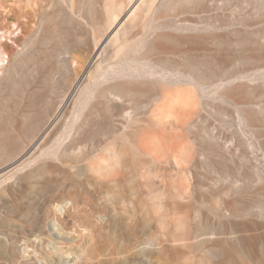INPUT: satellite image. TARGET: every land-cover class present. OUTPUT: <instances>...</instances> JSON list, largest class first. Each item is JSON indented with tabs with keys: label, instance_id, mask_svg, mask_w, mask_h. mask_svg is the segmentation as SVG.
<instances>
[{
	"label": "rangeland",
	"instance_id": "obj_1",
	"mask_svg": "<svg viewBox=\"0 0 264 264\" xmlns=\"http://www.w3.org/2000/svg\"><path fill=\"white\" fill-rule=\"evenodd\" d=\"M173 213L202 264H264V0H0V264H161L154 233L176 264Z\"/></svg>",
	"mask_w": 264,
	"mask_h": 264
},
{
	"label": "clouds",
	"instance_id": "obj_2",
	"mask_svg": "<svg viewBox=\"0 0 264 264\" xmlns=\"http://www.w3.org/2000/svg\"><path fill=\"white\" fill-rule=\"evenodd\" d=\"M170 101L171 106L174 110V118L179 121L183 118L184 113L187 111L190 100L182 94H171L167 93L163 99L158 103L157 108L162 105L168 104ZM115 158V154H114ZM160 201L167 199L166 196L161 195L158 197ZM170 221L171 226L174 228L175 238L172 241L173 247H179L183 250V254L177 259L176 264H202L199 260L197 252L190 246L189 241L185 237L184 218L177 213H173L171 217L165 218L162 222L168 223ZM161 233H154L151 236V244L148 246L147 251L152 252L161 258V264H169L164 245L161 242Z\"/></svg>",
	"mask_w": 264,
	"mask_h": 264
},
{
	"label": "bare ground",
	"instance_id": "obj_3",
	"mask_svg": "<svg viewBox=\"0 0 264 264\" xmlns=\"http://www.w3.org/2000/svg\"><path fill=\"white\" fill-rule=\"evenodd\" d=\"M100 68H101V66H100ZM104 74H108L107 70L104 71ZM101 75H103V74H101ZM101 75L100 76H95L93 78V80L95 81V79H98L99 77H101ZM121 77H122L121 78L122 82L120 84L122 86H124L125 88L122 87L121 94H118V95H113L112 94V97H118L120 99H123L124 94L127 93L126 88H127V83H129V80H127L128 79L127 76H121ZM155 79L157 81L163 82L164 84H167L168 87L165 88L164 90H161L160 96L155 99L153 108L151 110V115H150V118L152 119V121L156 122L158 125H162V123L164 122L163 119L168 117V116H170V115H172L170 110L173 109V108L171 106L170 101H169L168 104L162 105L160 108H157L158 103L163 99V97L167 93H171L173 95L179 93V94H182L185 97L189 98L190 104H189V107H188V109H187V111L185 113L188 114V113L192 112V107H193V104H194V97H193L192 94H189L187 92V88L178 87L181 84V82L183 81L182 80L183 78L181 76H176V75H173V74H161V75H157V77ZM226 85H227L226 83H222L220 87L222 88V87H225ZM160 110H166V112L163 115L160 116L159 115ZM172 111H174V110H172ZM176 122H178V121L177 120L166 121L165 125L166 124H175ZM49 225H50L51 231L54 234H58V235L62 234L61 233L62 229L60 227V224L57 222V220H55V219L52 220L49 223ZM51 243L52 244H50L48 246V248L50 249V251L52 253H55L57 255L59 260L60 259H64L66 256H69V260H65L64 259V261H66L64 263L69 264L71 262V260L75 259L73 256H71V253H69L70 255L68 253H64V251L61 250L55 242L51 241Z\"/></svg>",
	"mask_w": 264,
	"mask_h": 264
}]
</instances>
